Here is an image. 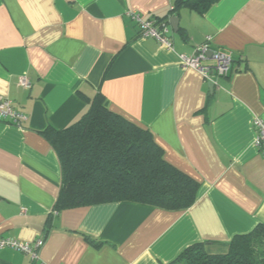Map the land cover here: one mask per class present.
<instances>
[{
  "label": "crops",
  "instance_id": "crops-1",
  "mask_svg": "<svg viewBox=\"0 0 264 264\" xmlns=\"http://www.w3.org/2000/svg\"><path fill=\"white\" fill-rule=\"evenodd\" d=\"M174 3L0 0V95L26 115L20 126L0 119V236L44 237L39 261L2 247L0 264H168L197 242L226 252L234 235L264 224V154L252 126L264 121V0H218L203 13L171 11ZM129 11L163 20L170 47L142 37ZM207 36L232 57L213 89L181 59ZM97 94L199 182L189 207L54 208L61 164L44 131L77 120Z\"/></svg>",
  "mask_w": 264,
  "mask_h": 264
},
{
  "label": "trees",
  "instance_id": "trees-1",
  "mask_svg": "<svg viewBox=\"0 0 264 264\" xmlns=\"http://www.w3.org/2000/svg\"><path fill=\"white\" fill-rule=\"evenodd\" d=\"M218 0H175L205 12ZM44 134L53 145L62 182L57 210L111 201H133L171 210L189 207L199 182L163 157L152 133L109 110L97 94L87 111L61 129ZM206 242L185 247L168 264H264V224L234 235L223 253H209Z\"/></svg>",
  "mask_w": 264,
  "mask_h": 264
},
{
  "label": "built area",
  "instance_id": "built-area-1",
  "mask_svg": "<svg viewBox=\"0 0 264 264\" xmlns=\"http://www.w3.org/2000/svg\"><path fill=\"white\" fill-rule=\"evenodd\" d=\"M129 16L139 28L142 37H153L157 42L170 47V40L167 36V29L163 20L156 18H143L137 11H129ZM211 37H205V41L198 44L191 55H182L183 66L196 70L204 80L212 81V76L227 75L232 71V57L229 51L217 48H210ZM210 53V54H209ZM210 60V61H208ZM19 84L28 88L30 81L25 75L19 77ZM0 119H6L18 126L26 115L16 109L11 99L0 95ZM254 129L253 144L264 154V121L255 117L252 121ZM44 244V237L38 236L33 241H25L15 237L0 236V248L10 247L29 255L31 261H39V249ZM45 264V263H41Z\"/></svg>",
  "mask_w": 264,
  "mask_h": 264
},
{
  "label": "water",
  "instance_id": "water-1",
  "mask_svg": "<svg viewBox=\"0 0 264 264\" xmlns=\"http://www.w3.org/2000/svg\"><path fill=\"white\" fill-rule=\"evenodd\" d=\"M169 21H170L171 27H173V28L176 29L177 26H178V17L175 16V15L170 16V17H169ZM209 54H210V53H209ZM208 87H209L210 89H213V87H214V83L211 82V81H208Z\"/></svg>",
  "mask_w": 264,
  "mask_h": 264
}]
</instances>
